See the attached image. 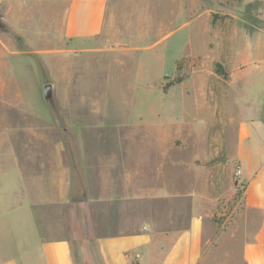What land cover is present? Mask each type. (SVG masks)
Masks as SVG:
<instances>
[{"label": "rangeland", "instance_id": "1", "mask_svg": "<svg viewBox=\"0 0 264 264\" xmlns=\"http://www.w3.org/2000/svg\"><path fill=\"white\" fill-rule=\"evenodd\" d=\"M65 6L0 2V39L9 50L0 57V129L8 114L11 146L19 129L62 131L79 120L132 125L140 116V130L159 131L169 147L171 189L195 182L215 201L219 241L233 245L240 264L246 230L234 130L247 114L243 107L264 108V43L257 36L264 33L263 1L108 0L99 35L74 53L60 35L45 32L59 28ZM48 82L53 105L42 95Z\"/></svg>", "mask_w": 264, "mask_h": 264}, {"label": "crops", "instance_id": "2", "mask_svg": "<svg viewBox=\"0 0 264 264\" xmlns=\"http://www.w3.org/2000/svg\"><path fill=\"white\" fill-rule=\"evenodd\" d=\"M107 2L66 0L61 25L45 32L60 35L69 52H85L104 25ZM3 45L0 39V57L9 54ZM262 108L243 107L234 130L246 230L240 264H264ZM139 118L19 129L11 146L9 115L2 117L0 264H235L233 245L219 241L211 220L215 201L195 182L171 189L169 147L159 131L140 130Z\"/></svg>", "mask_w": 264, "mask_h": 264}, {"label": "water", "instance_id": "3", "mask_svg": "<svg viewBox=\"0 0 264 264\" xmlns=\"http://www.w3.org/2000/svg\"><path fill=\"white\" fill-rule=\"evenodd\" d=\"M5 25L0 21V30H3ZM43 99L48 105H53L55 102L54 85L50 82L43 85Z\"/></svg>", "mask_w": 264, "mask_h": 264}, {"label": "built area", "instance_id": "4", "mask_svg": "<svg viewBox=\"0 0 264 264\" xmlns=\"http://www.w3.org/2000/svg\"><path fill=\"white\" fill-rule=\"evenodd\" d=\"M236 174L239 175L240 174V170H236ZM139 254H136L135 257H138Z\"/></svg>", "mask_w": 264, "mask_h": 264}, {"label": "trees", "instance_id": "5", "mask_svg": "<svg viewBox=\"0 0 264 264\" xmlns=\"http://www.w3.org/2000/svg\"><path fill=\"white\" fill-rule=\"evenodd\" d=\"M216 66H217V67H219L220 65H219V64H217ZM216 72H217V73H220V72H219V71H217V70H216Z\"/></svg>", "mask_w": 264, "mask_h": 264}]
</instances>
